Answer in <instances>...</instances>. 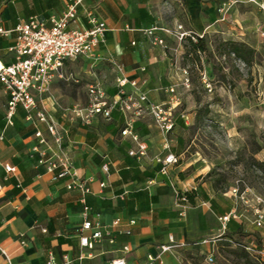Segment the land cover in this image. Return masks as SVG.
<instances>
[{
	"label": "crops",
	"instance_id": "crops-1",
	"mask_svg": "<svg viewBox=\"0 0 264 264\" xmlns=\"http://www.w3.org/2000/svg\"><path fill=\"white\" fill-rule=\"evenodd\" d=\"M72 1L0 0V28L9 31L0 32V62L14 60L11 47L17 25L31 17L51 25V18L61 16ZM88 10L106 22L109 32L106 44L95 53L99 65L93 70L82 67L80 75L107 88L114 103L111 117L97 115L87 124L76 116L74 108L87 105L93 82L83 97L62 88L74 61L67 62V77L52 84L39 107H45L63 127L74 168L79 177L88 180L90 218L95 220L99 212L104 224L111 225L116 218L121 223L113 228L114 242L104 239L94 249L81 245V193L67 188L69 177L54 180L39 165L40 156L35 152L39 139L22 107L15 124L6 125L8 98L0 81V135H5L0 140V244L11 260L0 251V264H50L51 258L55 264H65L66 257L72 264H111L120 256L144 264L149 255L158 256L171 237L183 245L164 252L155 264H264V225L257 224L259 217L253 218L254 208L243 204L234 188L222 191L206 178L207 172L195 166L197 159L186 156L196 111L183 108L189 89L183 69L175 61L182 43H168L173 36L177 42L190 37L181 39L180 32L195 38L210 32L235 35L258 30L264 26V10L251 0H83L73 28L87 23ZM153 27L176 33L158 29L157 34L167 42L156 44L146 32ZM121 75L136 81L138 88L128 84L126 92H121L117 85ZM140 92L146 93L148 101L140 100ZM124 103L132 109L123 111ZM151 104L172 108L171 130L166 132L158 125ZM129 117L140 141L148 146L142 158L130 154L137 142L122 134ZM39 128L51 140L46 125L41 123ZM170 153L178 162L163 173L158 159ZM6 165L16 170L7 173ZM226 215L230 219L221 220ZM133 219L136 224L131 225ZM126 229L131 233H124ZM243 245H255L263 252L251 253ZM125 246L129 251L124 252ZM237 247L245 252L225 251Z\"/></svg>",
	"mask_w": 264,
	"mask_h": 264
},
{
	"label": "built area",
	"instance_id": "built-area-1",
	"mask_svg": "<svg viewBox=\"0 0 264 264\" xmlns=\"http://www.w3.org/2000/svg\"><path fill=\"white\" fill-rule=\"evenodd\" d=\"M83 0H73L59 17L51 18V25L38 17L21 22L15 28L17 32L16 42L11 47L14 55L13 62L4 64L0 62V81L4 84L7 94V112L6 125H14L18 108L22 107L26 111V120L30 121L35 127V135L39 139V144L46 147L42 149L38 144L35 152L40 156L39 165L45 168V171L52 175L54 180L62 177H69L67 188L70 190H78L81 193V203L83 206V223L82 233L80 235L81 245L86 248L94 249L96 243L108 239L114 242L113 228L120 225L121 219L116 218L111 225H106L101 220V213H96V219L90 218L92 207L88 203V196L91 189L88 180L78 176L74 168L72 157L65 146V137L63 127L54 119L53 115L45 108L39 107V102L43 96L50 92L52 84L58 79H65L66 64L69 61H75L79 58H89L95 55L96 51L104 46L107 42V34L109 28L104 20H102L93 10L86 13V24L82 27L73 28L72 24L79 20L78 6ZM257 2L264 10V2ZM182 26H179L181 29ZM160 29L166 33L175 34L167 28L153 27L146 30L147 34L153 38L156 44H165V39L157 34ZM0 32L8 34L9 31L0 28ZM178 36L183 39L191 36L188 32H180ZM120 69V68H119ZM187 81V80H186ZM131 84L138 88L136 81L121 75L117 78V85L120 91L125 93L126 87ZM186 84V83H185ZM172 91H175L172 89ZM89 101L86 106H77L74 108L76 116L84 123H91L92 119L97 115H103L106 118L111 117L114 103L109 100L107 88L100 82L93 83L89 86ZM141 101H148L146 93H139ZM121 109L128 112L132 107L124 103ZM150 111L153 114L158 125L166 132L174 126V119L171 107H165L160 104H151ZM44 123L48 129L51 140L47 139L39 125ZM134 120L129 117L126 127L123 129V135H130L137 142V148H133L130 154L139 158L144 157L148 153V146L140 141L138 134L133 129ZM5 138L4 133L0 135V140ZM52 141V142H51ZM162 163L161 171L168 173L172 164L178 162V157L173 154H167L158 159ZM106 171L109 165H104ZM6 172L15 171V167L5 166ZM102 187L106 186V182L101 183ZM2 188L0 183V189ZM235 193L238 192L234 188ZM241 199L246 204H251L250 200L241 193ZM258 203L264 200L260 196H256ZM256 213H260L259 208ZM230 215L221 217V220L228 221ZM258 225H262L263 221L259 220ZM131 225L136 224V220L130 221ZM124 233L130 234L131 229H126ZM183 243L177 242L171 237L170 242L161 246L158 256L149 255L144 264H155L161 259L164 252L173 248L182 246ZM243 247L251 253H261L255 245H243ZM0 251L11 262L7 251L0 244ZM129 251V247H124V252ZM209 261L213 262L214 258L209 257ZM50 264H55L51 258ZM65 264H72V260L66 257ZM111 264H135L128 262L124 256L117 257L112 260Z\"/></svg>",
	"mask_w": 264,
	"mask_h": 264
},
{
	"label": "rangeland",
	"instance_id": "rangeland-1",
	"mask_svg": "<svg viewBox=\"0 0 264 264\" xmlns=\"http://www.w3.org/2000/svg\"><path fill=\"white\" fill-rule=\"evenodd\" d=\"M262 28L235 35L210 32L178 42L173 36L168 43H182L175 61L182 67L189 89L183 108L196 111L188 131L186 156L197 159L195 166L207 172L206 178L214 180L222 191L237 188L239 195L245 193L254 208L253 218L259 217L264 225V201L256 200V196L264 200ZM235 46L240 47L241 55L233 51ZM98 65L95 55L70 63L62 88L87 95L88 84L94 80L82 79L80 71L84 66L93 70ZM257 208L260 213H256ZM225 251L245 252L238 247Z\"/></svg>",
	"mask_w": 264,
	"mask_h": 264
},
{
	"label": "trees",
	"instance_id": "trees-1",
	"mask_svg": "<svg viewBox=\"0 0 264 264\" xmlns=\"http://www.w3.org/2000/svg\"><path fill=\"white\" fill-rule=\"evenodd\" d=\"M233 51L241 55V53H240V47L235 46L234 49H233Z\"/></svg>",
	"mask_w": 264,
	"mask_h": 264
}]
</instances>
